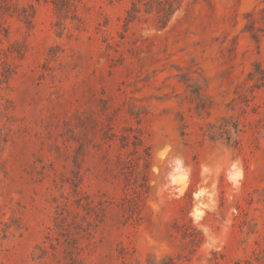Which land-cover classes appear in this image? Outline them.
<instances>
[{
  "label": "rangeland",
  "instance_id": "obj_1",
  "mask_svg": "<svg viewBox=\"0 0 264 264\" xmlns=\"http://www.w3.org/2000/svg\"><path fill=\"white\" fill-rule=\"evenodd\" d=\"M159 1L0 0V264L264 263V0Z\"/></svg>",
  "mask_w": 264,
  "mask_h": 264
},
{
  "label": "trees",
  "instance_id": "obj_2",
  "mask_svg": "<svg viewBox=\"0 0 264 264\" xmlns=\"http://www.w3.org/2000/svg\"><path fill=\"white\" fill-rule=\"evenodd\" d=\"M179 2H180V0H162V1H159L153 7L154 11L157 14V19H158V21L160 23V27H164L165 26V24L167 23L169 17L176 10L175 3L178 5ZM129 18L130 19H128V21H131V19L133 17L132 16H129ZM256 71H258V70H256ZM192 93L193 94H196L197 97L200 96L199 92H196L195 91V92H192ZM205 105H206L205 103L200 102V109H204L205 108ZM235 126H234V130L237 129ZM217 129L219 130V127ZM227 131L229 133L230 132V129L227 130ZM221 133H223V132H221ZM209 136H210L211 139H214V140H218L219 138L222 137V136H217L215 138V137L211 136V133L209 134ZM225 140L227 141V144L228 145L231 144V143H237V144L239 143V141H236V139L232 140L231 136H229V135L225 138ZM145 154H146V157L145 158H144V156H141V157L144 159V164H145V167H146L147 166V163H148L147 160L149 159V152H145ZM137 160L138 159H136L135 161L133 159H128V160L123 161V163L121 164L120 171H121V175L124 176L125 181H127V182L130 181L129 178H127V177L129 176V174H131V172H133L135 170L134 168L137 167ZM137 176L138 177H141V180H143L144 175H143L142 172H139V174ZM139 187H140V194L137 197V201H136L137 206H138L139 201H140L141 192L144 191V188H143L142 185L139 186ZM190 229L193 230V231H195L194 228H192V226L190 227ZM195 234H198V233L196 232ZM185 237H186V234H185ZM201 242H202V239L201 238H199L198 236L197 237H194L193 236V238H191V240L188 243L197 245V244H199ZM213 256L216 259V253H213ZM214 261H215L214 264H218L217 260H214ZM148 264H177V263L175 262V260L172 257H168V258H165V259L161 260L158 263H156L154 261H149ZM234 264H251V262L250 261L243 260V261H236V262H234ZM256 264H264V263L261 262L259 260V258H256Z\"/></svg>",
  "mask_w": 264,
  "mask_h": 264
}]
</instances>
